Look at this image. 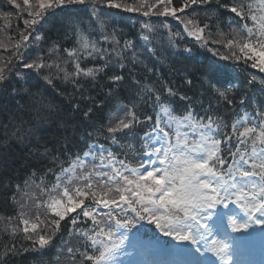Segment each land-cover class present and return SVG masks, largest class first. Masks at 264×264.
Wrapping results in <instances>:
<instances>
[{"label":"snow or ice","instance_id":"snow-or-ice-1","mask_svg":"<svg viewBox=\"0 0 264 264\" xmlns=\"http://www.w3.org/2000/svg\"><path fill=\"white\" fill-rule=\"evenodd\" d=\"M213 2L233 15L223 20L215 10L205 8L201 19L197 8ZM7 3L20 11L18 18L24 24L23 29L18 26L15 29L18 39L11 34L0 39V50L7 53L0 55V85H5L13 75L20 84L12 89L20 100L10 123L4 126V136L8 139H26L33 134L36 121L52 114L47 97L27 87L28 81L39 77L53 87L59 81L72 85L74 91L82 90V79L95 81L113 64L123 68L125 60L130 63L137 60L134 50L130 56L127 52L133 47L131 41H125L121 47L113 34L114 46L109 52L89 38L81 26L83 22L71 25L70 34L65 33L73 39L71 49L54 44L45 55L38 52L34 58L26 57L25 53L32 47L29 41L42 39L39 34L32 36L34 26L57 10L73 12L79 11L75 6H86L91 9L90 24L98 23L101 29L106 26L104 7L144 17L174 18L196 43L218 58L210 60L202 73L218 104L234 107L237 100L240 105L246 103L245 95H236V85L231 81L221 83L216 78L227 67L219 61L251 62L252 68L264 73V0L225 3L221 0H178L177 3L174 0H22V4L7 0ZM24 12L27 17L22 15ZM10 15H5L4 28L0 31L8 33L12 28ZM143 27L152 30L148 23ZM103 39L108 41L110 36L104 35ZM61 51L71 59L64 61L59 55ZM85 56L102 63L95 68L82 67L81 59ZM65 63L72 64L71 70ZM108 79L113 84L108 89L111 94L125 78L117 73ZM186 83L191 85L192 80L186 79ZM256 83L264 92V78L256 75L246 81V86ZM136 84L140 85V81ZM136 95L144 104L155 108V118L141 115L138 105L133 103L118 110L104 130L112 144L126 146L135 155L137 149L132 140L138 135L137 129L150 124L140 137V151L147 161L133 164L127 156L120 159L101 145L103 150L99 153L90 146L88 151L68 161L67 166L53 157L52 163L58 164L59 174L52 183H45L44 176L53 172V168L43 175L33 170L22 184L14 186L16 191L10 196L15 205L14 214L0 217L3 221L0 264H8L11 256L21 252L43 253L49 248L57 249L55 264H120V255L129 253L125 249L128 237L125 233L118 235V230L131 231L143 221L183 246L179 251L186 257L185 264H233V257L244 241L257 235L264 238V105L253 101L251 113L246 110L229 122L217 113L198 115L193 98L169 86H164L162 93L155 85L144 84L136 89ZM175 97L187 102L181 114L176 113L171 103L170 98ZM91 112V108L86 109L84 117H89ZM124 141L128 143L124 145ZM33 186L38 193L26 190ZM18 193H22L19 198ZM64 221H67L66 235L62 228ZM82 221L90 222L91 226L86 230L77 227ZM229 227L237 235H229Z\"/></svg>","mask_w":264,"mask_h":264},{"label":"trees","instance_id":"trees-1","mask_svg":"<svg viewBox=\"0 0 264 264\" xmlns=\"http://www.w3.org/2000/svg\"><path fill=\"white\" fill-rule=\"evenodd\" d=\"M177 2L178 0H174V3ZM225 2L227 0H221V3ZM22 7L25 6L22 5ZM75 7L79 11L57 10L44 21L35 25L32 36L39 34L42 39L30 40L29 43L32 47L27 50L25 56L34 58L38 52L45 55L54 44H58L61 49H71L73 39L66 36L65 33L70 34L71 25H81L83 22L81 26L89 38L98 42L101 48L109 52L114 46L111 42V35L114 34L115 38L121 42V47L125 41H131L133 47L127 52L130 56L134 50L137 60L132 63L125 60L126 66L123 68L113 64L95 81L90 78L82 79L81 83L84 85L82 90L74 91L72 85L59 81L53 87L39 77L28 81L27 87L33 91L42 92L47 97L48 103L52 106V114L48 118L36 121L33 134L24 140L8 139L4 136V126L10 123L11 117L17 109V101L20 100L19 96L13 94L12 89L19 88L20 84L17 83V79L13 75L5 85H0V217L14 214L15 205L10 200V196L16 191L14 186L22 184L33 170H36L37 175H43L50 167L53 168V172H47V175L59 171L58 164L52 163L53 157H58L59 162L67 166L68 161L77 155H82L90 144L96 142L109 146L120 159L127 156L133 164L142 161L140 137L150 128V124L141 125L137 129L138 135L132 140L137 149L135 155H132L126 146L112 144L110 140L106 139L108 133L104 130L118 110H121L125 105L131 107L133 103L138 105L137 111L141 115H152L155 118L157 114L155 108L144 104L136 95V89L141 85H155L162 93L164 86L172 87L179 93L193 98L198 115H204L205 112L217 113L223 115L229 122L237 114H242L246 110L251 113L253 101L264 105V92L260 90L259 84H253L251 87L246 86V81L252 75L264 78V73L252 68L251 62L244 64L243 61L239 63L219 61L221 66L226 64L227 67L216 78L221 83L231 81L233 84L239 85L234 91L237 96H246L245 105H240L238 100L234 107L226 106L222 102L218 104L202 75L209 61L218 60V58H214L211 52L206 51L189 38L179 21L162 17L154 18L151 21L141 20L136 24L130 22V20H134L136 14L104 7L102 12L106 26L101 29L98 23L90 24V8ZM205 8L215 10V14L223 20L233 15L220 9L213 2L197 8V11L201 13V19H203ZM186 11H190V9ZM9 13L12 14L8 17L12 28L8 29V33L0 31V38H2L1 35L11 34L18 39L15 32L16 27L24 28L22 19L18 18L20 11L14 5H9L7 0H0V29L4 28L5 15ZM22 15L27 17L26 12ZM141 17L144 18V16ZM145 23H149L151 31L143 27ZM174 33L178 35L174 36ZM104 35H109L110 39L105 41ZM144 36H147L148 39L145 40ZM189 48L190 52L187 51ZM0 53L7 55L3 50ZM59 55L63 57L64 61L71 59L63 51ZM101 63V60L90 59L87 56L81 59L82 67L95 68ZM65 67L71 70L72 64L65 63ZM117 73L122 74L125 79L116 85L111 94H108V89L113 87L108 78ZM186 79H191L192 84L188 85ZM137 80L140 81V85L136 84ZM170 99L177 114L186 110L187 102L179 100L178 97ZM76 105L79 107L77 108ZM88 108H91L92 112L89 117L85 118L83 113ZM89 133L92 134L89 135ZM127 143L128 141H124V145ZM46 176H44L45 183H52L51 178ZM81 224L82 222L77 227ZM65 225H67V221L62 222V228L66 235ZM2 227L3 221L0 220V228ZM56 239L58 240L59 237ZM53 242L56 243V240ZM24 243L30 242L25 241ZM2 251L3 248L0 247V252ZM56 252L57 249L52 248L44 250L43 253L32 250L21 252L19 255L11 256L8 264H54Z\"/></svg>","mask_w":264,"mask_h":264},{"label":"rangeland","instance_id":"rangeland-1","mask_svg":"<svg viewBox=\"0 0 264 264\" xmlns=\"http://www.w3.org/2000/svg\"><path fill=\"white\" fill-rule=\"evenodd\" d=\"M18 1H20V3H22V0H17V2H18ZM131 14H138V15H140L139 13H131ZM147 18H150V17H147ZM1 37H2V38H0V39H6V36H4V35H1ZM0 52H1V50H0ZM0 55H1V53H0ZM117 114H118V113H117ZM117 114H116V115H117ZM116 115H115V116H116ZM115 116H114V117H115ZM114 117H113V119H114ZM113 119H112V120H113ZM102 150H103V149H101L100 147H95V146L92 147V151L95 152V153H99V152L102 151ZM89 159H90V158H89ZM147 159H148V158L146 157V161H147ZM26 190H27L28 192H30V193H38V192H39V190L36 189L34 186H33V187H29V188L26 189ZM140 226H141V227L143 226V222H141L140 224L137 225V227H140ZM122 230H124V229H119L118 231H122ZM255 239L258 240V243H260L261 240H262V238H261L260 236L255 237Z\"/></svg>","mask_w":264,"mask_h":264}]
</instances>
